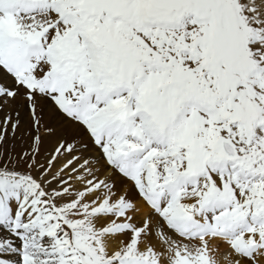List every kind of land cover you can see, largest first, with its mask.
Masks as SVG:
<instances>
[{
  "label": "snow or ice",
  "instance_id": "6c2138e0",
  "mask_svg": "<svg viewBox=\"0 0 264 264\" xmlns=\"http://www.w3.org/2000/svg\"><path fill=\"white\" fill-rule=\"evenodd\" d=\"M0 264H264V0H0Z\"/></svg>",
  "mask_w": 264,
  "mask_h": 264
}]
</instances>
